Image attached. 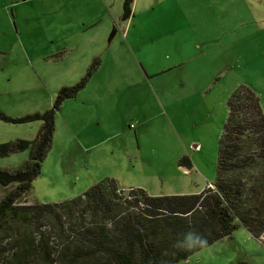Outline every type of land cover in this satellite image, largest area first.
<instances>
[{"label":"rangeland","instance_id":"rangeland-1","mask_svg":"<svg viewBox=\"0 0 264 264\" xmlns=\"http://www.w3.org/2000/svg\"><path fill=\"white\" fill-rule=\"evenodd\" d=\"M111 2L0 0V112L17 118L49 110L61 88L101 61L57 113L29 204L68 201L106 179L156 196L199 194L216 178L229 97L248 87L264 114V0H136L127 21L123 0ZM103 27L105 49L91 58L82 45ZM68 39L80 41V56L58 57ZM39 124L0 122V144L33 140ZM183 157L188 172L179 167ZM27 159V152L0 158V169ZM12 188L0 186V200ZM185 262L264 264V246L239 227L176 264Z\"/></svg>","mask_w":264,"mask_h":264},{"label":"trees","instance_id":"trees-1","mask_svg":"<svg viewBox=\"0 0 264 264\" xmlns=\"http://www.w3.org/2000/svg\"><path fill=\"white\" fill-rule=\"evenodd\" d=\"M133 3L123 0L122 21L130 19ZM100 63L95 58L79 82L61 88L43 113L13 118L0 112L2 123H40L33 140L0 144V158L28 153L15 169H0V186L13 187L0 200V264H176L239 227L264 242V114L259 98L245 86L227 101L216 178L199 194L150 196L106 179L68 201L27 203L52 148L57 113L85 88ZM179 164L191 169L188 158ZM191 230L202 233L207 245L174 249L176 239ZM53 236L59 241L55 246Z\"/></svg>","mask_w":264,"mask_h":264},{"label":"crops","instance_id":"crops-1","mask_svg":"<svg viewBox=\"0 0 264 264\" xmlns=\"http://www.w3.org/2000/svg\"><path fill=\"white\" fill-rule=\"evenodd\" d=\"M135 1L136 0H134V3H135ZM95 2H96V6H102V8L107 7L108 6V2H109L110 5H112L111 0H95ZM101 20H102V18H99L98 20H95L94 23L90 24L89 26H85V24L77 23V24L74 25L73 30H79L81 26L83 28L84 27L93 28ZM105 33H106V31L104 30V27H103L102 29H100V31L96 32V34L94 35V37L92 39L90 37L86 38L87 41L85 43L90 45V46L82 45L80 43V41L78 43H74V42L71 41L72 39H68L67 43L64 42V41H61L60 44L58 45V47L56 48V50H57L56 53H57L58 57L59 56H64V55L69 54V53L72 54L74 52L78 53V55L80 56L79 50L81 48L80 46L82 45V49L83 50H87L89 52V54L91 55V58H93L95 56H98L99 54H101L104 51L105 46H106V44H105L106 36H105V39H103ZM39 127H40V124H39V126H37V131H38ZM37 131H36V133H37ZM193 148L196 149L197 146H193ZM180 168H181V170L183 172H188L190 170V169H187V168H182V167H180ZM208 186L211 187V184L208 185ZM138 188L143 189V190H145L147 192V190L144 189L143 187H138ZM138 188H129V189H138ZM120 189L128 190V189H125V188H120ZM147 194L150 195V196H156V194L151 195L148 192H147ZM260 240H261V242H262V244L264 246L263 238H261Z\"/></svg>","mask_w":264,"mask_h":264},{"label":"clouds","instance_id":"clouds-1","mask_svg":"<svg viewBox=\"0 0 264 264\" xmlns=\"http://www.w3.org/2000/svg\"><path fill=\"white\" fill-rule=\"evenodd\" d=\"M206 245V237L200 232L191 230L183 234L182 237H178L172 247L176 250H192L194 248H203Z\"/></svg>","mask_w":264,"mask_h":264}]
</instances>
